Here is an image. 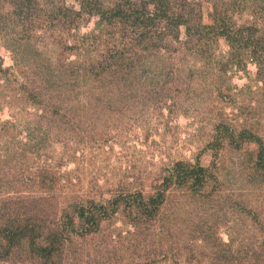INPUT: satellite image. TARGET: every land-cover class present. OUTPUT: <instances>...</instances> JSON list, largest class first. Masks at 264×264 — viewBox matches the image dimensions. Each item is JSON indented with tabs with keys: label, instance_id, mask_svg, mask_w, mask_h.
Here are the masks:
<instances>
[{
	"label": "rangeland",
	"instance_id": "374dc122",
	"mask_svg": "<svg viewBox=\"0 0 264 264\" xmlns=\"http://www.w3.org/2000/svg\"><path fill=\"white\" fill-rule=\"evenodd\" d=\"M88 1L0 0V216L74 217L52 264H264V0H171L185 22L145 29ZM76 205L102 209L87 231ZM20 253L0 264H44Z\"/></svg>",
	"mask_w": 264,
	"mask_h": 264
},
{
	"label": "trees",
	"instance_id": "16d2710c",
	"mask_svg": "<svg viewBox=\"0 0 264 264\" xmlns=\"http://www.w3.org/2000/svg\"><path fill=\"white\" fill-rule=\"evenodd\" d=\"M92 1L94 4H92L89 10L91 12H99L100 22L110 23L119 18L128 24L130 21L141 29L156 25V21L159 20L158 18H163L171 22L174 27H178L185 22L182 13L178 11L171 12L169 10V8H172L171 0H144L140 5L131 3L129 0H119L116 5L108 7L102 6L101 4L98 5L97 3L95 4V0ZM92 1H88V4ZM150 3L154 4L153 13L147 10V5ZM52 13H54V17H57L55 11ZM222 22L223 20L221 17L217 16L215 19L216 27L225 33L229 41L234 43V40L237 38V33L233 35L227 28L222 29L225 28V24ZM253 32H256V30L253 29ZM252 35V33L248 34L247 39H251ZM258 38L259 39L253 45L254 51L257 55H264L262 37L258 36ZM76 47L78 48V46L72 45L69 49ZM204 175L203 167L199 165L190 166L189 164L179 162L176 167L173 168V174L169 176V179L175 177L177 182L182 184L189 180L191 176H195L201 178L199 180L200 182ZM157 198L149 197L145 199L142 194L139 193V195L137 194L135 196L134 202L139 201L137 203L143 207L144 212L152 215L158 205ZM116 200L118 201L120 199ZM95 206H97L96 210L92 206L86 207L85 205H76V217L86 226L84 228L85 231L88 230L90 225L97 221V214L102 210L101 208L98 209L99 205ZM17 213H20V210ZM4 216V214L0 216V260L3 261L5 258H8L12 254L14 255L18 251L20 253L21 250L25 251L31 259H37L44 264H52L54 255L60 250V247L64 243V237L74 230L73 227L75 225L74 217L69 215L57 217L58 221L54 225H46L45 223V225H43L41 222L42 219L37 213L17 214L15 220H11L9 223H6L8 219Z\"/></svg>",
	"mask_w": 264,
	"mask_h": 264
}]
</instances>
